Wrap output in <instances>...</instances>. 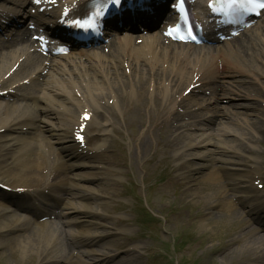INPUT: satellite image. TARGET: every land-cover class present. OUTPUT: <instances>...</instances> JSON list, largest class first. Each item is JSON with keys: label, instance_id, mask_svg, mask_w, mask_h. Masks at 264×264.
<instances>
[{"label": "bare ground", "instance_id": "6f19581e", "mask_svg": "<svg viewBox=\"0 0 264 264\" xmlns=\"http://www.w3.org/2000/svg\"><path fill=\"white\" fill-rule=\"evenodd\" d=\"M24 1L16 4L17 7H23ZM66 1L75 3L73 10L77 13V10L84 6L87 0ZM164 5L165 3L161 2L153 6L155 15L141 12L136 13L133 19L146 23L153 22L154 16H157L156 13L160 12ZM53 13L57 16L59 11L55 10ZM3 18L4 21L17 23L15 10L12 14H5ZM122 20L124 23L128 22L130 25H127L134 29V23L130 16L124 17ZM250 30L244 29L228 43L231 53L238 57L237 60L232 59L234 57L232 55H229L230 58L226 53L220 54L218 51L214 52L211 47H205V53L209 55L210 62L206 64L199 60L198 68L194 66L197 63H193V66L189 67L188 52L181 49L187 45L170 41L165 44L164 38L161 36L146 39L140 45L136 44L132 36H126L111 42L108 53L78 51L77 58L83 56L94 58L97 61V67L90 72L91 78L84 82L85 96L80 100L74 96L76 86L72 83L68 84L71 87L70 96L66 95L63 90L59 92L60 96H63L61 102L63 109L69 113L65 132L67 135L72 134L71 141H74V143L66 145L64 143L68 140L65 137L61 141L60 147L70 158L78 159L82 156H88L87 151H84L80 144L74 140L73 134L75 126L80 124V115L83 113L91 114L87 121L88 127L94 125L95 118L99 119L105 113L114 119L112 124L115 123L116 118L120 117L124 125L130 130V136L135 138L138 146L142 147H149L151 140H155L162 149L174 147L178 144L180 137L176 133L179 129L183 127H206L211 123H216L218 116L228 117L231 122L239 119L245 120V123L256 134L264 132V107L260 105L258 100L264 95V71L261 68L247 70L241 65V62L246 61L256 48L253 35L247 34ZM261 30L264 33V22ZM29 33L26 29L21 34L15 33L0 40V86H4V88H0V91L11 88L9 81L16 75L27 76L30 71L35 69L36 63H41L40 57L36 55L39 52L37 45H34L33 41H29ZM23 44L26 48L27 46L28 48L34 47V52L27 53V50H24L22 46ZM18 46L20 47L17 48ZM214 54L221 57V61L220 58H213ZM107 59H113L108 66H106ZM260 64L263 65L262 62ZM125 65L129 69L128 71L124 70ZM13 66L16 68L11 72ZM55 66L53 60L49 59L47 65L38 70L35 76L29 78L28 85L34 83L36 79L40 80L45 69L49 70ZM215 72L228 78V85L216 84L211 81L212 85L209 87L211 99H213L211 114L195 115L194 111L185 105L186 97L181 96L179 99V93L181 94L185 87V89H189V97L193 98L197 104L205 103V99L198 101L194 97L197 90L195 84L205 75L212 76ZM4 73L9 74L8 78L3 77ZM243 76H247L249 79L242 80L241 77ZM51 86L52 84L49 83L46 87H49L50 90ZM23 87H25L23 84H19L15 86V89L20 90ZM7 96L12 99L21 97L25 99V102L21 107L0 101V177L3 180L0 182L14 190L11 194L0 191V264H7V259L13 260L14 264H66L69 262L67 254L72 253L77 244H96L93 242L94 236L88 235L89 233L86 232L87 234L72 235L73 238H70L68 232L63 228V224L70 222L60 221L61 213L56 212L54 206L43 211H33L30 205L26 204L29 200L26 191L33 190L37 193L46 194L53 187L64 186L62 188L70 192L71 189L81 186L67 182V174L61 169L55 168V165H58V155L55 154L49 144L43 142V134L33 122L34 117L29 113L22 112V108H32L34 105L32 103L38 99L47 103L48 98L36 96L33 92L24 96L14 92L8 93ZM108 101H110L111 109L106 106V103L104 104L105 112L96 109L98 103ZM65 104L75 105V108H70ZM51 105L48 104V109L46 107L39 108V112L58 114V111L52 107L54 104ZM187 120L195 123L186 124ZM31 135L35 138V142H30ZM94 139H97V136L93 137L92 142ZM239 140L242 141L241 138ZM209 145L215 148L214 151H209V154L196 150L197 148H206ZM239 147L243 148V146L237 145L238 150H241ZM185 148L184 153L188 159H186L187 165L184 167L187 175L184 178L187 179L189 185H193L202 177L214 161H223L212 153H228L230 151L238 153L236 150L219 147L212 141L211 136L201 137L198 141L185 145ZM90 154L93 158L105 155L104 159L112 164L123 163L115 146L101 145L92 150ZM193 159L202 161L193 162ZM79 166H84V164H69L70 169ZM208 173L209 177L213 175L212 183L207 184L198 181L202 191L206 193L211 189L218 188V178L220 177L219 172L215 169ZM224 175L231 179L234 173L226 170ZM74 178L78 180L90 179L81 173L75 174ZM99 179L102 180V177ZM166 186L168 187L169 184ZM16 189H21L23 192L18 195ZM243 189L254 193L249 181L243 186ZM72 194L75 197L92 198L91 196ZM214 195L216 200L224 201L225 199L222 192H215ZM252 196L254 197L255 194ZM54 198L57 201L59 199L58 197ZM67 206L78 211V213L92 215L91 210L79 209L72 203L66 205L65 208ZM20 210L27 213L18 214ZM259 210L264 212L260 205L257 211ZM231 212L232 215L237 214L235 210ZM42 216L48 217L49 220L40 222L36 219ZM117 236L121 242L116 257L133 256V261H138L141 256L138 254L137 247L132 245L133 238L120 232L117 233ZM234 241V239L228 238L219 246H212L211 254H222L232 258L239 253L244 256L253 249L254 252L260 251V260H264V251L261 248L264 245V235H257L244 246L232 247L231 243L236 244ZM56 250H60L59 255H53Z\"/></svg>", "mask_w": 264, "mask_h": 264}, {"label": "rangeland", "instance_id": "374dc122", "mask_svg": "<svg viewBox=\"0 0 264 264\" xmlns=\"http://www.w3.org/2000/svg\"><path fill=\"white\" fill-rule=\"evenodd\" d=\"M261 54L264 55L262 50ZM260 100L264 103V96ZM105 103L109 109L112 108L110 101L101 103L99 106L101 112H105ZM201 111L205 112L202 109ZM97 120L99 125H105L96 132L100 134V140L86 148L94 149L100 144L115 147L117 145L123 164H112L103 156H98L97 159L92 157L81 159L87 164L80 170L81 172L93 177L101 175L110 181L108 183L99 179L81 181L78 184H83L86 188L73 191L77 194L91 193L93 203L88 202V209L95 213L86 217L84 214L69 213L68 219L64 217L62 220L73 219L75 223L65 225L64 229L75 234L77 231L80 234L81 232L87 234L85 232L87 231L98 237L95 245L76 247L74 251L76 257L69 256L72 264H87L86 261L92 264V260H87L83 254L93 250L98 253L91 254L94 258L93 263L113 264L122 260L119 256L116 257L120 242V239H114L117 237V231L134 238L133 245L138 247V254L141 256L138 262H131L133 256H125L122 264H264V260H260V251L254 252L253 249L244 256L239 253L232 258L222 254H211V247L219 246L225 239L235 240L236 244L231 243L232 247L244 246L257 235L263 234L260 227L264 228V219L256 214L254 206L259 200L264 201V133L258 137L245 120L240 119L233 122L223 119L224 122H219L218 130L206 127L204 131V136L220 135L218 137L220 140H216L219 146L232 148L237 145L243 146L239 147L240 151L236 148L238 156L232 155V160L236 163L216 162V166L234 168L233 172L242 179L251 180L259 200L257 198L250 200L241 189L232 191L222 175L220 181L224 182L223 187L221 182L218 188L211 189L208 193L202 191L198 182L212 183L208 175L199 178L193 185L187 184L184 178V167L187 165L185 145L204 137L201 130L181 129L177 132L180 136L178 144L162 149L155 140H151L149 147L138 146L120 117L116 118L114 124H112L114 119L106 113ZM38 123L43 128L47 127L41 121ZM45 131L46 139L49 140L51 138L49 130ZM212 148L214 147H207L208 150ZM215 156L230 158L225 155ZM231 182L238 183L237 180ZM255 182L262 184V187L259 188ZM218 191L226 194L223 203L215 200L214 193ZM55 193L61 195L64 202H72L77 206L82 204L80 200L61 189H57ZM233 193L236 196L233 197ZM101 200L105 202L104 205H101ZM42 204L43 201L39 205ZM143 208L155 214L159 220L141 223ZM232 210H236L237 214L232 215ZM62 212L67 216L68 212L72 211L66 208L62 209ZM121 220L123 223L119 222ZM180 238L182 242L178 245ZM261 248L264 251V245ZM56 253L60 252L56 250ZM77 256L80 261L77 260ZM6 263L14 264V261L7 259Z\"/></svg>", "mask_w": 264, "mask_h": 264}, {"label": "snow or ice", "instance_id": "6c2138e0", "mask_svg": "<svg viewBox=\"0 0 264 264\" xmlns=\"http://www.w3.org/2000/svg\"><path fill=\"white\" fill-rule=\"evenodd\" d=\"M112 3H118L119 0H111ZM180 3H183V0H179ZM239 0H229V7H234L238 4ZM248 4H255L260 8H264V0H247ZM82 27H90V25ZM87 118V117H86Z\"/></svg>", "mask_w": 264, "mask_h": 264}]
</instances>
